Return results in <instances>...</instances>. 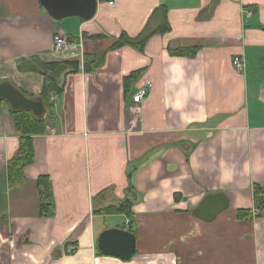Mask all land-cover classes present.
Segmentation results:
<instances>
[{
	"label": "crops",
	"instance_id": "1",
	"mask_svg": "<svg viewBox=\"0 0 264 264\" xmlns=\"http://www.w3.org/2000/svg\"><path fill=\"white\" fill-rule=\"evenodd\" d=\"M113 1L97 0L91 19H55L40 0H0V83L36 96L44 78L19 71L20 59L80 65L49 95L47 130L33 136L35 159L18 185L7 174L21 132L0 103V264H264V214L255 212L264 201L253 191L264 187V0ZM122 32L147 35L145 45L110 49L87 71L84 54ZM55 33L83 46L57 55ZM146 82L148 96L134 104ZM42 174L52 179L51 217L39 213ZM215 193L228 208L200 219L197 205ZM126 198L132 218L103 211ZM131 219L133 257L99 253L98 235L129 230Z\"/></svg>",
	"mask_w": 264,
	"mask_h": 264
},
{
	"label": "trees",
	"instance_id": "2",
	"mask_svg": "<svg viewBox=\"0 0 264 264\" xmlns=\"http://www.w3.org/2000/svg\"><path fill=\"white\" fill-rule=\"evenodd\" d=\"M42 6V5H41ZM164 8V7H163ZM167 23H164L163 29L165 30ZM104 35L99 34L93 36L92 38H102ZM147 35L140 34L136 38H131L126 32H122L120 36L116 39V43L107 49L93 53L84 54V68L87 71L93 72L100 67L102 64L105 54L108 50L122 47L126 44L136 45L139 48H143L146 43ZM183 51V50H182ZM79 63L77 61H50L45 62L40 60L38 57L33 56L29 58H22L18 61L19 71H38L42 74L44 78L43 91L41 94L36 96H27L21 90V92L33 100L41 101L46 106L47 109L50 108V94L52 92L59 93L63 89V77L68 73L75 72L79 68ZM141 70H134L128 76L125 77L124 82L126 88L132 86L136 78L139 77ZM8 82V81H6ZM10 83V82H9ZM11 84V83H10ZM13 85V84H12ZM14 86V85H13ZM15 87V86H14ZM6 100V98L0 97V103ZM9 102V101H8ZM11 113L14 116L15 124L19 132H21L20 146L14 157L8 161V174L9 181L13 185L22 184L25 181L24 168L31 164L35 159L34 146H33V136L36 134H43L47 130V122L45 113L38 114L32 109L28 108H15L9 102ZM52 179L49 174H42L38 178V187L40 188V216L51 217L55 215L56 202L53 192ZM255 203L260 204L262 200L264 201V187L261 184H256L254 186ZM131 202L128 198L124 199L117 205H109L103 211L105 212H120L124 213L132 218ZM102 211V210H101ZM239 217H250L252 216L251 209H241L238 212ZM135 221L131 219L129 230L134 233ZM99 253H101L99 251Z\"/></svg>",
	"mask_w": 264,
	"mask_h": 264
},
{
	"label": "water",
	"instance_id": "3",
	"mask_svg": "<svg viewBox=\"0 0 264 264\" xmlns=\"http://www.w3.org/2000/svg\"><path fill=\"white\" fill-rule=\"evenodd\" d=\"M40 2L48 14L55 19L68 16L91 19L97 10V0H40ZM0 97L6 98L15 108L32 109L38 114L44 112L41 101L25 97L9 82L0 83ZM228 204L229 199L226 194H208L197 205L194 213L200 219L212 221L228 208ZM97 249L103 254L130 259L136 252V236L130 230L123 228H107L98 235Z\"/></svg>",
	"mask_w": 264,
	"mask_h": 264
},
{
	"label": "built area",
	"instance_id": "4",
	"mask_svg": "<svg viewBox=\"0 0 264 264\" xmlns=\"http://www.w3.org/2000/svg\"><path fill=\"white\" fill-rule=\"evenodd\" d=\"M113 0H109V3L113 4ZM54 52L57 55H61L68 51H75L80 46H83V43H81V40H75L71 39L68 36L61 34V33H55L54 34ZM233 65L236 68V70H243L244 68V58L241 55H236L233 57ZM153 84L152 82H146L139 86L136 91H134V94L132 96V101L135 103L142 102L146 96L149 94V90H151ZM256 214H264V205L260 209H256Z\"/></svg>",
	"mask_w": 264,
	"mask_h": 264
},
{
	"label": "rangeland",
	"instance_id": "5",
	"mask_svg": "<svg viewBox=\"0 0 264 264\" xmlns=\"http://www.w3.org/2000/svg\"><path fill=\"white\" fill-rule=\"evenodd\" d=\"M110 42H111V44L108 47L115 45L116 40L115 41H110Z\"/></svg>",
	"mask_w": 264,
	"mask_h": 264
}]
</instances>
